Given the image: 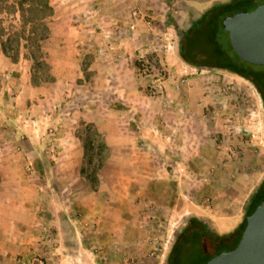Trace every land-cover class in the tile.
Masks as SVG:
<instances>
[{"label":"rangeland","instance_id":"374dc122","mask_svg":"<svg viewBox=\"0 0 264 264\" xmlns=\"http://www.w3.org/2000/svg\"><path fill=\"white\" fill-rule=\"evenodd\" d=\"M36 1L0 0L2 41L47 30L38 46L18 37L13 54L22 63L28 60L31 78L39 85L68 81L59 106L68 112L65 121L79 113L104 126L75 124L85 146L82 169L87 176L97 179L98 164L108 163L110 149L103 131L113 129L124 144L115 152L119 159L109 160L105 192L96 201V207L114 206L113 212L71 215L75 223L83 221L71 241L81 243L78 248L85 255L74 249L76 245L71 250L63 246V234L70 231L48 224L63 220L49 200L32 215H24V222L34 221V228L23 234L35 239L36 255L8 259L0 254V264H108L112 254L131 251L130 246L113 245L123 221L130 222L127 227L133 222L138 238L149 246L146 260L166 264L192 218L187 209L196 206L219 212L216 220L239 218L240 224L232 228V220L222 228L205 222L217 235L236 232L264 176V97L235 73L194 67L179 57L180 34L201 14L191 4L197 0H48L50 16L39 12ZM190 12L195 13L182 14ZM38 50L42 61L35 65L29 52ZM255 69L264 71L262 66ZM47 151L39 150L43 159L50 156ZM134 154L139 163L144 157L154 159L165 177H142V164H129ZM48 184L50 188L51 181Z\"/></svg>","mask_w":264,"mask_h":264},{"label":"crops","instance_id":"0c3cea01","mask_svg":"<svg viewBox=\"0 0 264 264\" xmlns=\"http://www.w3.org/2000/svg\"><path fill=\"white\" fill-rule=\"evenodd\" d=\"M98 1L112 3L115 0ZM230 1L232 0H197L191 4H194L198 12L203 13L218 2L222 4ZM194 13L182 14L194 15ZM194 19L195 17L192 22ZM27 62L28 60L25 63L21 60L14 61L4 55L0 41V254L8 256V259L19 255L24 258L36 255L37 250L33 248L37 245L35 239L28 234H23V231L34 228V221L31 219L24 222V215H32L35 210L44 205L45 201L47 205L49 200L52 201L56 211L62 213L63 220L62 222L52 220L48 224L54 228L70 231L63 234L65 248L71 250L73 245H76L74 249H77L78 245L81 247V243L77 244L71 240H75V228L81 230L84 224H82L83 221L75 223L71 220V215L75 212L86 213V210H89L91 214L94 210H100V214L106 209L113 212L114 206L104 207L98 204L96 207V201L102 196L100 194L105 192L103 186L106 183L103 181L104 177L109 174L107 171L109 160L119 159L115 156V152H120L118 148L122 149L124 144V140H119L113 129L110 132L103 131L104 143L110 149V155L108 163L100 168L97 174L100 190L92 188L81 175L85 147L81 138L76 134L75 124L83 121L92 123L100 129L104 126L95 118L90 117V119L85 114L79 113L73 119L67 117L68 120L65 121L68 112L67 110L60 111L59 106L61 100L64 102L65 98L63 99L62 96L68 89V81L55 80L44 85H36L32 82ZM43 148L49 150L47 152L51 157L46 156L43 159L40 156L42 153H39V150ZM130 160V165L140 166L141 162L139 163L135 154ZM153 160L144 157L141 163L144 168L142 177H148L149 181L165 177L160 165L158 164L157 168ZM48 180L51 181L50 188H47ZM263 180L264 176L259 177L256 188ZM111 193L110 190V197H114ZM55 198L61 199L60 204L55 202ZM65 211L68 212L67 216H65ZM187 211L190 212L191 217L198 218L204 224L206 221H214L220 228L228 225L229 220L233 221L229 228L241 222L239 218L231 219L226 216L216 220L219 212L206 210L199 206L188 208ZM51 213L54 216L56 212L52 209ZM113 222L111 221V225ZM123 222V229H117L114 233L113 245L116 244L119 248L130 246L131 251L126 253L127 255L124 252L112 254L108 264H163L151 259L146 260L144 256L149 246L147 247L146 242L141 241L142 237L138 238L139 235L133 227V222L131 227H127L130 225L129 221ZM80 247L78 248L80 253L85 255L84 249ZM138 250H140L139 253ZM112 252L115 251L112 250Z\"/></svg>","mask_w":264,"mask_h":264},{"label":"trees","instance_id":"16d2710c","mask_svg":"<svg viewBox=\"0 0 264 264\" xmlns=\"http://www.w3.org/2000/svg\"><path fill=\"white\" fill-rule=\"evenodd\" d=\"M36 2L40 6L39 12L42 15H51L46 12L50 8L48 0H38ZM22 3L18 2V5ZM263 3L264 0H232L215 5L201 13L189 28L180 34L177 44L179 57L182 61L194 67L218 68L235 73L252 82L261 93L264 88V71L255 69L258 66L245 63L238 58L227 33L224 31L223 21L230 14L249 12ZM47 36V30L44 33L33 31L31 38L14 35V37L8 38L5 43L0 36L2 52L16 61L17 57L13 54V43L18 40V37L21 40L32 41L33 44L38 46ZM29 56L35 65L42 61L39 50L36 53L30 51ZM32 82L39 85L35 80H32ZM262 96L264 97V93ZM101 167L102 161L98 164L97 169ZM81 175L95 189L96 177L87 176L84 169H81ZM263 199L264 180L252 195L243 222L236 232L228 235H217L198 218H190L189 224L177 237L167 257L166 264H205L222 252L232 251L237 246L245 228L246 217L254 212Z\"/></svg>","mask_w":264,"mask_h":264},{"label":"water","instance_id":"95a60500","mask_svg":"<svg viewBox=\"0 0 264 264\" xmlns=\"http://www.w3.org/2000/svg\"><path fill=\"white\" fill-rule=\"evenodd\" d=\"M223 28L241 61L264 67V3L249 12L230 14ZM245 220L237 246L205 264H264V199Z\"/></svg>","mask_w":264,"mask_h":264},{"label":"flooded vegetation","instance_id":"af4514ba","mask_svg":"<svg viewBox=\"0 0 264 264\" xmlns=\"http://www.w3.org/2000/svg\"><path fill=\"white\" fill-rule=\"evenodd\" d=\"M263 85H264V84H263ZM263 85H262V86H263ZM262 91H263V92H262ZM262 91H261V93H262V95H263V93H264V88L262 89Z\"/></svg>","mask_w":264,"mask_h":264}]
</instances>
